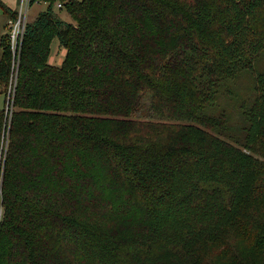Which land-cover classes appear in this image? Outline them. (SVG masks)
<instances>
[{
  "label": "trees",
  "instance_id": "trees-1",
  "mask_svg": "<svg viewBox=\"0 0 264 264\" xmlns=\"http://www.w3.org/2000/svg\"><path fill=\"white\" fill-rule=\"evenodd\" d=\"M41 2L3 40L0 264H264V0Z\"/></svg>",
  "mask_w": 264,
  "mask_h": 264
},
{
  "label": "built area",
  "instance_id": "built-area-1",
  "mask_svg": "<svg viewBox=\"0 0 264 264\" xmlns=\"http://www.w3.org/2000/svg\"><path fill=\"white\" fill-rule=\"evenodd\" d=\"M31 3V0H21V4L18 10V18L12 19L8 23V28L10 29L9 34V44L11 46L13 59H17V54H19L22 42L25 37L26 33V26L28 23V16H27V9ZM59 7L61 5L59 4ZM15 86H16V80H13V82L10 83L8 87L7 92V101H6V108H5V114L7 117H11V114L13 112V95L15 93ZM0 221L2 220V209L0 207Z\"/></svg>",
  "mask_w": 264,
  "mask_h": 264
},
{
  "label": "crops",
  "instance_id": "crops-1",
  "mask_svg": "<svg viewBox=\"0 0 264 264\" xmlns=\"http://www.w3.org/2000/svg\"><path fill=\"white\" fill-rule=\"evenodd\" d=\"M2 2L6 5V7L10 11H13V12H18L20 4H21V0H9V2H7V3H5L4 1H2ZM57 7L59 8V5H57ZM61 17H62L63 20H65L67 22H70L69 21L70 17H69V15L67 13L61 12ZM10 20H11L10 15L4 14L3 10L1 9L0 10V61H1V58H2V55H3V47H4L3 40H4L5 37H7L10 34V29L8 28V23H9ZM33 20L28 21V22H32ZM60 53H61L60 58H56V57L52 56L53 63H55L57 65L58 64L61 65L63 63V61H64V58H65L64 57L65 51H61ZM4 95L7 97V92L2 91V89H0V100H3L2 98H3ZM2 105H3L2 101H0V109H4V108L1 107Z\"/></svg>",
  "mask_w": 264,
  "mask_h": 264
},
{
  "label": "rangeland",
  "instance_id": "rangeland-1",
  "mask_svg": "<svg viewBox=\"0 0 264 264\" xmlns=\"http://www.w3.org/2000/svg\"><path fill=\"white\" fill-rule=\"evenodd\" d=\"M1 1H4L5 3H7V2H9V0H1ZM81 1V0H80ZM47 9V4H45V3H43V2H41V3H36V4H34V5H29V7H28V9H27V16H28V21H31V20H33L34 18H36L37 17V15H39V14H41V12L42 11H45ZM0 10H1V7H0ZM55 12H59V8L56 6V8H55ZM59 13H61V12H59ZM69 21L71 22L72 21V19H70L69 18ZM54 44H53V46H52V56L53 57H56V58H60V56H61V53H60V51H59V42L58 41H54L53 42ZM64 51V50H63ZM52 56H51V63L52 64H55V63H53V58H52ZM65 56V55H64ZM263 59H264V56H263ZM244 81H246V82H248V83H250V81H249V77H245L244 78ZM9 87V86H8ZM8 89V88H7ZM9 90V89H8ZM3 100H0V101H2V108H6V105L7 104H5L6 103V101H7V97L4 95L3 96V98H2ZM146 108H149V105L146 107ZM152 116V114H150L149 113V110L148 111H146V112H142L141 113V118L139 117V119L140 120H143V121H147L150 117ZM2 209V216H3V208H1ZM0 212H1V210H0Z\"/></svg>",
  "mask_w": 264,
  "mask_h": 264
}]
</instances>
